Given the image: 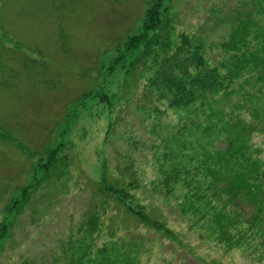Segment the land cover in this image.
<instances>
[{
	"label": "rangeland",
	"instance_id": "rangeland-1",
	"mask_svg": "<svg viewBox=\"0 0 264 264\" xmlns=\"http://www.w3.org/2000/svg\"><path fill=\"white\" fill-rule=\"evenodd\" d=\"M150 1L0 0V225L9 224L0 236V264L67 261L63 245L71 234L79 236L92 211V188L103 163L115 173L118 154L128 147L114 137L106 142L123 101L111 110L95 98L80 107L76 101L97 81L108 92L145 90L142 69L137 80L127 82L120 68L100 74L98 69L113 60L116 44L140 31ZM243 1L165 4L174 14L175 37H201L210 63L229 75L235 69L232 54L238 52L228 48L237 25L232 21ZM252 20L256 25L248 40L254 43L264 17L254 14ZM197 105L190 110L184 137L187 154L213 157L204 160L212 166L210 178L196 175L205 167L191 161L206 195L198 200L206 216L191 207L193 196H186L184 187L168 193L160 184L159 165L166 163L161 138L181 135L184 113L166 109L161 119L147 118L142 124L130 118L127 126L134 125L140 141L133 152L139 183L133 203L163 228L114 209L106 215L97 244L108 242L116 256L134 264H264V79L250 66L225 90L209 94L203 107ZM48 143L60 144L57 169L66 173L27 188L32 193L26 201L23 188L43 175L34 164ZM232 143L243 148L239 154L231 152ZM172 146L180 150L178 143Z\"/></svg>",
	"mask_w": 264,
	"mask_h": 264
},
{
	"label": "trees",
	"instance_id": "trees-1",
	"mask_svg": "<svg viewBox=\"0 0 264 264\" xmlns=\"http://www.w3.org/2000/svg\"><path fill=\"white\" fill-rule=\"evenodd\" d=\"M254 14L264 17V0H244L233 18L232 24L237 21V25L231 29L232 39L228 48L238 52L232 54L235 69L229 70L228 75L223 74L219 66L210 63L205 53V43L201 37L187 33L175 37L174 14L165 4V0L150 1L149 7L144 12L140 31L129 34L122 42L116 44L114 47L116 55L113 60L108 65L104 63L98 69V74H100L101 69L102 73H105L107 68V73H110L120 68L125 72V82L128 79H136L139 69H142L140 75L145 78V90L143 92H108L100 81H97L94 87L83 92V95L76 101V106L80 107L85 105L87 100L95 98L99 105L109 110L116 103L120 104L123 101L125 103L123 108L118 111L110 123L106 142L108 144L114 137L116 142L122 141L128 147L126 153L118 154V164L113 168L115 173L103 163L100 176L92 188V211L87 213L86 220L79 227V236L71 234L68 245L60 242L63 245V254L68 255L66 256L67 261L59 263L55 259L50 264H134L128 257L120 259L116 256L117 252L108 245V242H104L102 246L97 244L102 225H105L106 215L114 209L126 211L138 221L158 229L163 228L161 223L146 213L142 206L133 203L135 194L132 191L139 187L138 178L135 176L137 165L133 152L139 148L140 141L136 129L133 128L134 125L127 126L130 118L142 124L147 118L161 119L167 113L166 109L184 113V116L181 115L183 119L178 130L181 135H175L171 137L172 139L167 136L161 138L160 144L164 150L162 154L164 161H161L166 163L159 165L160 184L168 193L178 185L184 187L185 195L193 196L190 200L191 207L196 212L202 213L201 217L206 216V207L198 202L206 195L202 189L200 190L199 178L195 177V174L210 178L212 166L205 161L212 160L213 157L204 154L206 158L196 157L195 159L194 156L187 154L188 140L184 137L186 123L190 121L188 120L192 114L190 110L197 103L199 104L197 106L203 107L209 94L225 90L233 77L242 74L250 66L259 72L261 79H264V28L260 32L257 31L254 43L248 40L251 29L256 25V22L252 20ZM74 114L76 115V112ZM173 142L179 144V151L172 146ZM59 145L52 146L48 143L44 152L39 153L34 169H41L43 175L23 188L24 200H29L32 193V190L28 192L27 188L35 187L36 189L51 175L58 173L61 178L66 173V171L58 172L57 169L60 160L57 155ZM231 148H233L231 150L233 154H239L243 149L238 146L234 147V143ZM194 159L197 163L195 167H205V169L196 170L195 174L192 173L191 165ZM69 162L63 161L62 164L69 165ZM201 170L205 172H199ZM259 175L257 173L251 176ZM209 183L212 184L211 181ZM8 225L5 223L0 225V236H4ZM108 235L113 237L114 231L111 229Z\"/></svg>",
	"mask_w": 264,
	"mask_h": 264
}]
</instances>
